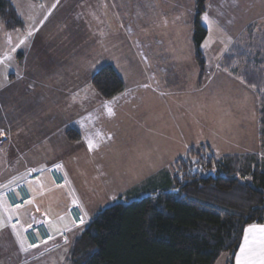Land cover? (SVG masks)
<instances>
[{
    "label": "rangeland",
    "instance_id": "rangeland-1",
    "mask_svg": "<svg viewBox=\"0 0 264 264\" xmlns=\"http://www.w3.org/2000/svg\"><path fill=\"white\" fill-rule=\"evenodd\" d=\"M85 1L58 0L57 11L40 32L48 34L58 22V61L46 60L43 65L51 78H55L53 72L57 70L56 100L49 98L53 93L39 90L20 91L16 98L9 99L1 91L4 82L0 80V133H3L0 135V264H69L70 246L82 227L116 203L128 204L148 194L150 182L160 178L161 173H172L174 161L192 147L209 148L217 156L258 154L264 162L259 142L258 95L221 69L223 55L245 28L251 22L264 23V9L248 12L246 6L241 9L237 5L233 9L230 0L227 3L207 0L206 10L200 16V22L208 30L202 45L207 63L203 85L197 66L189 65L188 76L180 75L182 80L170 85L175 94L167 99L153 84L136 88L140 76L126 70L125 92L108 100L92 86L94 68L102 61L92 60L90 48L97 45L87 38L93 32L105 31L99 28H103L101 20H108L116 31L113 23L121 21L124 13H119L121 7L112 13L106 9L102 13L104 17L93 9L98 0L89 4ZM86 5L91 8L89 28L85 26ZM186 8L188 11L174 13L181 20L180 24L176 23L175 31L181 38L180 47L185 54H191L194 53L191 22L196 10L191 11L190 5ZM165 14L168 13L160 16ZM133 15L127 13L128 29L123 28L119 33L123 37L127 32L125 52L129 55L140 46L136 40L135 44L131 42L134 36L129 33L128 20L135 21ZM151 36L149 30L146 37ZM144 46L154 51L164 45L158 40V46L154 42ZM63 128L78 129L83 142L69 145L62 135ZM55 139L58 157L57 151L51 150ZM55 160L63 162L68 172L59 165L58 175L49 174L47 162ZM28 166L34 171L25 172ZM34 173H41L43 192L36 182L28 180ZM62 179L66 185L56 187L55 182ZM21 183L25 185L26 195L32 198L14 212L1 194ZM15 195L21 198L19 192ZM72 199L79 202L85 215V223L79 228H74L73 212H69ZM15 216L21 223L12 227L9 219ZM42 222L44 227L38 233L44 231L56 238L29 250L36 239L44 236L36 234V239L33 236L30 241L27 231ZM65 230H68L66 238L58 236ZM228 261L229 256L224 255L216 264Z\"/></svg>",
    "mask_w": 264,
    "mask_h": 264
},
{
    "label": "trees",
    "instance_id": "trees-1",
    "mask_svg": "<svg viewBox=\"0 0 264 264\" xmlns=\"http://www.w3.org/2000/svg\"><path fill=\"white\" fill-rule=\"evenodd\" d=\"M194 57L200 80L206 71L202 45L208 37L200 22L207 0H194ZM7 31L24 28L11 0H0ZM221 69L254 90L259 98V142L264 151V23L250 24L222 59ZM103 99L125 91L112 66L91 80ZM70 142L80 133L66 132ZM148 194L100 211L72 241L69 264H216L234 259L248 226L264 223V162L258 154L217 156L190 148L173 163V172L150 182Z\"/></svg>",
    "mask_w": 264,
    "mask_h": 264
},
{
    "label": "crops",
    "instance_id": "crops-1",
    "mask_svg": "<svg viewBox=\"0 0 264 264\" xmlns=\"http://www.w3.org/2000/svg\"><path fill=\"white\" fill-rule=\"evenodd\" d=\"M11 2L24 22V28L17 31H7L3 22L0 20V61H3V63L0 64V80L4 82V84L1 82V91L6 92L7 98L9 99L16 98L17 93L20 91H26L28 93L34 90L48 91L51 94L53 93V96H49V98L56 100L57 97L54 93L58 91V80L56 79L57 70L53 72L55 78H51L52 76H47L45 69H43V65L46 60L52 59L53 61H58V22L54 26H51L48 34L40 32L44 29L43 26L45 22L57 11L58 0H11ZM89 2L92 1L88 0V4ZM191 2L184 3L183 0H98L97 3L99 6L96 3L93 9L100 11L101 16L105 14L104 12H106V9L108 12L112 13V11L118 10L120 7L119 13L124 14L121 21L115 24L113 23L116 31L111 29L108 20H106V22L105 20H101L103 28H99L105 29V31H97L95 34L93 32L89 36L90 39L87 38L90 43L97 45L90 48L93 54L92 60L102 61L101 64L95 66L94 74L105 66H112L127 87L126 70H129L127 73H135V75L138 74L140 76V79L135 82L136 88L142 87V84H153L157 86L155 89L162 93L164 98L168 99L170 96L172 98L175 91L170 85H175L178 80H182L179 78L180 75L188 76L189 65L193 66L195 64L199 69L194 53L185 54L180 47L181 38H178L180 35L175 31L176 23L181 22V20L176 18L174 13L188 11L186 5H190L191 11H195V7H193L195 6V1L191 0ZM223 2H226V0ZM229 2L232 7L234 6L233 9H235L237 5L242 6L241 9L246 6L249 10L248 12H255L256 9H264V0H230ZM85 3H87V0ZM86 11L85 26L89 28L92 25L91 20H89L91 19V14L89 13L91 11L90 6L87 8L86 5ZM127 13H134L133 16L135 17V21L131 18L128 20L129 33L131 36H134V41L131 40V42L135 44L136 40L140 45V49L138 48V51L131 53V55L125 52L127 32L124 33L123 37L119 34L123 28L125 31L128 29ZM160 13L168 14L160 16ZM108 19L110 20V18ZM191 23H193V20ZM251 23L254 24V22ZM189 25L190 23L188 26ZM149 30L152 36L150 39H147L146 36ZM188 30L189 41L190 29ZM29 32L32 33L31 36L28 35ZM116 34L119 35V38H117L118 35ZM158 40L164 45L158 50L150 51L148 46H144V43L149 42H154L158 46ZM21 41H23V43H21ZM120 45H122L121 49H119ZM93 63L95 64L96 62ZM124 73L125 76L123 77L122 75ZM205 74L206 71L203 77H205ZM202 80L200 81L202 82ZM203 83L204 82H202V85ZM181 93H184V91H181ZM44 101L47 102L45 99ZM68 130L63 128L64 132L62 135L64 139L69 145H72L71 143H77L68 140L66 135ZM73 130L78 131V129ZM79 133L81 136V132ZM55 141V146H51V150L52 148L54 151L56 150V155L58 157V142L56 139ZM79 141L83 142L82 136ZM47 163L48 169L60 165L63 167L65 173L68 172L63 162L55 160L51 162L48 161ZM32 168L29 167L25 172L33 170ZM250 228L254 229L251 233L248 232ZM261 228H264V223L251 225L246 228L242 243L236 253L234 264H239L241 259H247L248 264H261L262 260H264V253H262L260 245L261 239H264V232L259 231ZM246 236L249 237V244L247 245L245 244ZM253 241L255 242L253 243ZM242 247L249 249L246 257L241 254Z\"/></svg>",
    "mask_w": 264,
    "mask_h": 264
},
{
    "label": "built area",
    "instance_id": "built-area-1",
    "mask_svg": "<svg viewBox=\"0 0 264 264\" xmlns=\"http://www.w3.org/2000/svg\"><path fill=\"white\" fill-rule=\"evenodd\" d=\"M58 169H59L58 166L51 167L48 169V173L52 174V175H58ZM40 178H41V173H34L28 178V180L32 181V182H36L40 188V191L43 192L44 190H43L42 185L39 181ZM64 185H66L65 179H62L59 182L58 181L55 182L56 187L64 186ZM17 192H19L21 195L20 199H18L15 195ZM1 197H4L12 205L10 209L14 212L20 208H23V206L26 205L30 201V199L32 198V197L26 195L25 185L23 183L18 184L17 186L10 188L7 191L3 192L1 194ZM17 205L19 207H17ZM69 212L70 213L73 212L74 228H79V227L84 225L85 215H84V212L81 209V205H79L78 201H75L74 199H72V206L69 208ZM81 219L84 221L83 223H80ZM17 223H21V221L19 218H16V216H15V218L9 219V225H11L12 227H15ZM42 227H44L43 222L39 223L37 225L31 226L29 228V230L27 231V236L29 237L30 241L33 240V238H32L33 236H34V239H36L35 238L36 234H38L39 236L40 235L44 236L41 240L36 239V241L30 245L29 250L38 249V248H40V247H42L48 243L53 242L54 239L56 238V235H50L44 231H41V234H39L38 232H40L39 230ZM67 231L68 230L60 232L58 236H60L62 238H66ZM31 233H33V235H29ZM33 245H37V246H33Z\"/></svg>",
    "mask_w": 264,
    "mask_h": 264
},
{
    "label": "snow or ice",
    "instance_id": "snow-or-ice-1",
    "mask_svg": "<svg viewBox=\"0 0 264 264\" xmlns=\"http://www.w3.org/2000/svg\"><path fill=\"white\" fill-rule=\"evenodd\" d=\"M204 20L207 22V21H208V17L205 16V17H204ZM28 35L31 36L32 33L29 32ZM21 43H23V41H21ZM2 63H3V61H0V64H2ZM0 135H3V133H0ZM90 147H91V145H90ZM17 207H19V206L17 205ZM83 222H84V221L81 219V220H80V223H83ZM253 231H254V229H252V228L248 229V232H249V233H251V232H253ZM259 231H260V232H264V228L259 229ZM254 242H255V241H253V243H254ZM245 244H246V245L249 244V237H248V236L245 237ZM260 245H261L262 253H264V239H261V241H260ZM33 246H37V245H33ZM248 252H249V249H248V248H246V247H242V248H241V254H242V256L246 257L247 254H248ZM239 264H248L247 259H241V260L239 261ZM261 264H264V260H262Z\"/></svg>",
    "mask_w": 264,
    "mask_h": 264
}]
</instances>
